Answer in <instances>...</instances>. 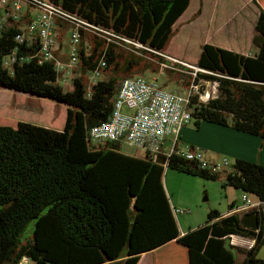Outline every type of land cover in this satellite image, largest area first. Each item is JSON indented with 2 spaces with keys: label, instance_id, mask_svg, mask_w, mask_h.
Masks as SVG:
<instances>
[{
  "label": "trees",
  "instance_id": "trees-1",
  "mask_svg": "<svg viewBox=\"0 0 264 264\" xmlns=\"http://www.w3.org/2000/svg\"><path fill=\"white\" fill-rule=\"evenodd\" d=\"M49 1L89 25L141 45L143 57L123 50L122 40L107 43L82 32L77 77L71 80L72 91H64L52 63L32 58L16 61L10 70L2 65L12 51L19 58L37 51V44L25 49L14 41L30 12L21 23L9 20L2 27L0 88L52 100L66 106V114L63 130L56 131L14 121L0 108V264H19L24 256L33 264H137L145 252H151L152 264H264L257 258L264 246V206L242 216L211 210L203 225L182 235L177 227L163 187L165 164L204 180H217L220 171H206L174 154L136 158L122 154L118 144L86 139L88 128L111 115L118 82L138 75L147 81L162 77L160 87L178 93L191 83L217 82L215 99L196 104L195 97L189 104L197 128L205 121L264 140V0H251L259 10L251 41L255 54L204 43L195 67L207 72L198 71L195 78L190 69L170 64L163 55L190 0ZM68 29L62 22L56 29V56L62 61ZM101 59L105 66L88 97L86 73ZM162 64L167 67L159 75ZM183 70L189 74H181ZM221 172L223 186L264 202L263 165L236 159L231 172ZM236 207L233 202L228 211ZM253 212L256 230L242 225ZM31 221L33 233L24 243L22 234ZM232 235L253 243L249 249L231 246Z\"/></svg>",
  "mask_w": 264,
  "mask_h": 264
},
{
  "label": "built area",
  "instance_id": "built-area-1",
  "mask_svg": "<svg viewBox=\"0 0 264 264\" xmlns=\"http://www.w3.org/2000/svg\"><path fill=\"white\" fill-rule=\"evenodd\" d=\"M27 12H30L29 22L21 32L15 34L14 41L19 45H24L25 49L37 44V51L30 55L26 53L25 57L20 58L15 51H12L3 58L2 65L10 70L16 61H28L32 58H35L39 64L52 63L57 74L56 83L60 85L68 80L71 82L77 77L76 71L79 69L78 46L81 44L82 32L88 31L98 37H103L107 43L119 39L125 43L137 44L106 32L104 29L89 25L49 0H0V34L2 27L6 26L9 20L21 23ZM59 22L69 25L67 30L69 43L65 61L56 56L59 46L56 29ZM139 46L142 48L141 45ZM104 66L105 62L101 59L92 70L86 73L88 97L92 86L100 80L101 69ZM163 67H167V65L162 64ZM198 71L207 72L196 67L193 70L192 78L196 77ZM157 82L158 80L155 78L147 81L138 76L119 81L114 98H112L111 115L105 122L101 121L87 129V141L92 144L114 143L119 147L121 145L134 147L142 153L141 158H155L157 155H163L168 159L174 154L187 161L196 162L200 168L206 171L226 170L231 172L233 164L226 158L209 160L204 149L200 147L187 144L179 146V134L192 118L190 102L195 97L197 98L196 104L207 103L215 99L218 95V83L206 82L208 88H204L201 92V81L198 85L191 83L186 91L178 93L161 88ZM242 202L241 206L234 209L242 215L251 209L260 212L264 206V202L256 198L250 199L248 194L242 195ZM170 208L175 218L177 214L183 212L171 206ZM19 264H31V262L27 256H24Z\"/></svg>",
  "mask_w": 264,
  "mask_h": 264
},
{
  "label": "rangeland",
  "instance_id": "rangeland-1",
  "mask_svg": "<svg viewBox=\"0 0 264 264\" xmlns=\"http://www.w3.org/2000/svg\"><path fill=\"white\" fill-rule=\"evenodd\" d=\"M233 4V9L236 11L237 5L242 6L241 0H190L186 12L173 25V32L170 43L164 51V58L170 64H179V60L183 59L186 69L193 72L196 69V63L202 50L203 43L224 47L225 49L231 45L233 35L222 31V33L214 35L211 30L212 16L215 11H223V4ZM237 4V5H236ZM221 8V9H220ZM223 8V9H222ZM253 4L248 6V11L252 12ZM200 10V12H198ZM219 16V15H217ZM231 16V11L227 12V16ZM240 17V16H239ZM90 35L91 32H85ZM65 43L63 47L68 46L69 40L65 35ZM122 49L139 57H143L140 53L142 49L139 45L130 43L121 44ZM167 54L169 56H167ZM170 55H173L170 57ZM169 58H172L171 60ZM175 60V61H174ZM178 61V62H177ZM173 68V66H170ZM166 68L160 65L159 75H162V70ZM174 69V68H173ZM177 70V69H176ZM183 75L189 74L187 70L180 72ZM189 75H192L190 73ZM138 76V75H136ZM159 84L163 78H155ZM206 81H201L202 89L206 87ZM213 84V82L211 83ZM212 86V85H210ZM64 91H72V83L70 80L62 83ZM0 108L8 110L6 117L17 122H26L52 130H63L66 106L59 105L49 99H38L27 94H20L15 91L5 90L0 88ZM200 128H197L195 120L191 119L190 123L183 127L182 134L179 138V146L188 144V140L204 141L205 143L218 144L223 136L225 127L220 125L200 121ZM190 130L189 134L186 130ZM223 140V139H222ZM259 140V139H258ZM122 154L136 156L141 158L142 153L134 147L121 145ZM218 153L215 157L206 156L209 160H217L226 158L233 164V159L228 156H223ZM264 163V161H263ZM225 175L219 172L217 180H204L203 178L187 175L185 172H180L170 168H164L162 181L164 190L169 197L171 207L183 211L176 216V224L179 231L187 232L207 221L208 213L211 210H217L224 213L233 202L237 206H241L243 193L233 187L223 186ZM250 199H254L253 195H249ZM34 229V222H30L22 234V241L27 243L30 241ZM229 242V241H228ZM257 258L264 259V246L261 248Z\"/></svg>",
  "mask_w": 264,
  "mask_h": 264
},
{
  "label": "crops",
  "instance_id": "crops-1",
  "mask_svg": "<svg viewBox=\"0 0 264 264\" xmlns=\"http://www.w3.org/2000/svg\"><path fill=\"white\" fill-rule=\"evenodd\" d=\"M241 1L243 2V5L238 6L236 4L237 5L236 11H234L235 9L232 8L233 4H227L226 2L223 4V8H224L223 11L221 10L219 11V13L215 11V15L212 16L211 30L214 35L220 34L222 33V31H225L226 34L230 33L233 35V38H231L232 39L231 45L227 47L226 50L238 52L245 56L254 55L257 49L252 45L251 41L253 34H255L254 26H255L256 17H258L259 10L256 7V5H254L251 2V0H241ZM252 4H253L252 12L248 11L247 13L242 15L243 12H245L248 9V6ZM228 11H231V16L226 17ZM167 56L169 55L167 54ZM172 56L173 55H170V57ZM173 57L179 60L180 63L186 62L183 59H178L175 56ZM199 129L201 128L199 127ZM182 131L183 129L181 130L180 134H182ZM186 131L189 134H192L191 131L188 130V128ZM222 131H223V136H222L223 140L221 139V141L218 144L205 143L204 141H198V140H191V141L188 140L187 145L197 146L204 149L205 151L204 153L206 156L208 155L210 157H215L218 155V153H221V155L224 154L223 156H228L232 158L233 163L236 161V159H238L248 162H254L257 165L264 166L263 163L264 140H260V139L258 140L256 136L241 134L227 127H225V129ZM180 134H179V138H180ZM233 212L236 211L227 210L226 212L220 214L222 216H227ZM238 214L242 216V213H238ZM180 233L182 235L186 232L180 231ZM228 241L231 246H236L237 248H242V249H249L253 243V241L249 238L239 237L236 235H232L228 239ZM150 253L151 252H145L140 254L137 264H152V258Z\"/></svg>",
  "mask_w": 264,
  "mask_h": 264
},
{
  "label": "water",
  "instance_id": "water-1",
  "mask_svg": "<svg viewBox=\"0 0 264 264\" xmlns=\"http://www.w3.org/2000/svg\"><path fill=\"white\" fill-rule=\"evenodd\" d=\"M242 225L246 228L256 230L258 228V216L254 212L246 214L243 218Z\"/></svg>",
  "mask_w": 264,
  "mask_h": 264
}]
</instances>
